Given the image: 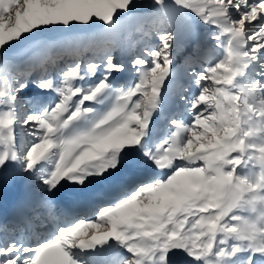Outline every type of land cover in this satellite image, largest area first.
Wrapping results in <instances>:
<instances>
[{"label":"snow or ice","instance_id":"obj_1","mask_svg":"<svg viewBox=\"0 0 264 264\" xmlns=\"http://www.w3.org/2000/svg\"><path fill=\"white\" fill-rule=\"evenodd\" d=\"M20 184L0 264H264V0H0V198Z\"/></svg>","mask_w":264,"mask_h":264},{"label":"rangeland","instance_id":"obj_2","mask_svg":"<svg viewBox=\"0 0 264 264\" xmlns=\"http://www.w3.org/2000/svg\"><path fill=\"white\" fill-rule=\"evenodd\" d=\"M201 35H203V33H201ZM191 51H192L191 47H188V48H185L183 50L178 51L176 56H175L176 65H182L184 58L186 56H188V54ZM199 55H200V60L197 61L198 66L200 64H205V62L207 60L219 58L222 55V52L218 49L212 48L210 42H205ZM182 75L183 74L181 72V78H182ZM127 76H128V74L126 73L125 77H127ZM165 113L176 114L179 117L183 113V107L174 99V97H169L166 100ZM24 139L30 140L31 137L25 136ZM36 195L41 197L42 193H40L39 189H37L33 186H26L24 184H20V185L16 186L15 188L10 189L8 192H6L3 195L2 198H0V217H2L3 219H6V220H12L18 212H22V211L27 212V213L30 212L29 214H31V212H33L34 210L39 208V202H37L38 200H36V198H34ZM21 196H22V200L24 203H25V201L27 203L29 201V198H30L31 204L26 209L23 208L22 210L21 209L17 210L15 205H16V203H19L18 201H20L19 199ZM64 202H65L64 198L60 199L59 203H57V201H56V204H57L56 211L59 214L60 222L70 221L74 218L75 215H81L82 216V215L90 214V209H89L88 205H86V204H85V206L84 205H81L79 207L69 206L67 208V206H65ZM58 206L60 207L59 209H58ZM12 211H14V212H12ZM105 259H110V256L106 255Z\"/></svg>","mask_w":264,"mask_h":264},{"label":"bare ground","instance_id":"obj_3","mask_svg":"<svg viewBox=\"0 0 264 264\" xmlns=\"http://www.w3.org/2000/svg\"><path fill=\"white\" fill-rule=\"evenodd\" d=\"M201 36H202V35H201ZM27 196H28V195H27ZM24 198H25V197H24ZM34 198H36V200H38L37 202H39L41 197L36 195ZM62 198H63V197H61V196L58 195V196L55 197L54 199L57 201V203H59V200L62 199ZM19 200H20V201H18L19 203H16L17 206L15 205V207L17 208V210H19V209L22 210L23 208L26 209V208L31 204V203H30V200H31L30 198H29V201H28L29 203H28V202L26 203V201H25V203H24L23 200H22V196L20 197ZM64 201H65V202H64L65 206H67V208H68V207L70 206L69 203H68L67 200H65V199H64ZM37 202H36V203H37ZM36 203H35V204H36ZM84 206H85V205H84ZM12 207H13V206H12ZM15 207H14V208H15ZM32 208H33V207H32ZM59 208H60V207L58 206V209H59ZM17 210H16V211H17ZM27 210H28V209H27ZM12 212H14V211H12ZM22 212H23V211H22ZM29 213H30V212H29ZM65 213H66V212H65ZM10 214H11V213H10ZM12 214H13V213H12ZM13 215H14V214H13ZM9 217H10V216H9Z\"/></svg>","mask_w":264,"mask_h":264}]
</instances>
